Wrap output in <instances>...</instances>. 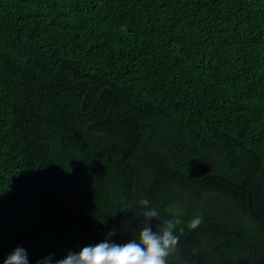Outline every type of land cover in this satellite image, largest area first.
Segmentation results:
<instances>
[{
  "label": "trees",
  "instance_id": "1",
  "mask_svg": "<svg viewBox=\"0 0 264 264\" xmlns=\"http://www.w3.org/2000/svg\"><path fill=\"white\" fill-rule=\"evenodd\" d=\"M100 121L140 200L182 221L187 260L264 264L239 186L264 218V0H0V264L18 246L55 264L104 240L80 212L117 229L134 172L87 134ZM119 226L126 242L145 224L126 212Z\"/></svg>",
  "mask_w": 264,
  "mask_h": 264
},
{
  "label": "clouds",
  "instance_id": "2",
  "mask_svg": "<svg viewBox=\"0 0 264 264\" xmlns=\"http://www.w3.org/2000/svg\"><path fill=\"white\" fill-rule=\"evenodd\" d=\"M137 212L145 224L137 239L116 242L112 238L117 235V229L113 227L104 240L83 246L78 251H69L63 258L55 259V264H167L168 258L177 251L179 237L176 230L182 221L174 217L154 225L159 211L150 207L148 199L139 201ZM201 223L202 216H196L189 221L188 228L195 230ZM179 231L183 233L184 229L179 227ZM53 261L54 256L50 255L38 264H53ZM4 264H29L26 249L18 246Z\"/></svg>",
  "mask_w": 264,
  "mask_h": 264
},
{
  "label": "water",
  "instance_id": "3",
  "mask_svg": "<svg viewBox=\"0 0 264 264\" xmlns=\"http://www.w3.org/2000/svg\"><path fill=\"white\" fill-rule=\"evenodd\" d=\"M82 82H92L91 80H88V79H80L78 80V83H82ZM90 90L91 88H89L83 98V101H82V106H81V109L82 111L84 110V105L86 103V100L88 98V95L90 93ZM102 94V93H101ZM101 94L99 96V99L98 101L100 100L101 98ZM115 98V96H114ZM113 105H114V102L112 103V106L109 110V113L108 115L105 117V119L108 118V116L110 115V113L112 112V109H113ZM92 111V110H91ZM85 114H87L88 112H84ZM104 119V120H105ZM103 120V121H104ZM103 121H100V122H91V123H88L86 125V132L89 136L91 137H94L96 139H100L102 141H104L105 143V148H106V151H107V154H108V157H109V160L110 161H113V162H116V163H124V164H127L129 165L132 169H133V172H134V195H133V201H132V204L128 207H125L122 211H120L116 218H115V223H116V227H117V230L123 240V242H125V239H124V236H123V233H122V230L119 226V218L122 214L126 213V212H130V213H133L140 221L143 222V218L139 216V213L137 212V208L139 207V201H140V181H139V174H138V170L134 164V162H132L131 160L129 159H126V158H122V157H117L114 155V142L109 138L107 137L106 135L104 134H101L100 132L96 131V130H92L91 127H93L94 125L96 124H99V123H102ZM82 166L81 165H77L75 166L72 171L65 177L61 178L59 181H56V182H63L64 180H66L67 178H69L72 173L75 171L76 168H81ZM227 181L231 182L232 184L234 185H239L227 178H225ZM241 188L245 189L247 191V193L249 194L248 196V207L251 211V213L261 222L264 224V218L259 215L255 209H254V206H253V195L252 193L245 187V186H242V185H239ZM85 191H86V178L84 176V183H83V189H82V193L81 195L74 201L73 203V208L74 210H76L77 208V205L78 203L83 199L84 197V194H85ZM142 211V209H141ZM81 215H85V216H89V217H92L93 219H95L96 221H98L100 223V225L102 226L103 228V233H104V238H106V235H107V231L105 229V226L104 224L96 217V216H93V215H90V214H87L85 212H80ZM163 221L158 219V218H154V221H153V224L155 225L156 223H162ZM172 257L174 258V260L177 262V264H193L192 262H190L189 260H187L181 253L180 251V248L179 246H177V251L172 255Z\"/></svg>",
  "mask_w": 264,
  "mask_h": 264
}]
</instances>
